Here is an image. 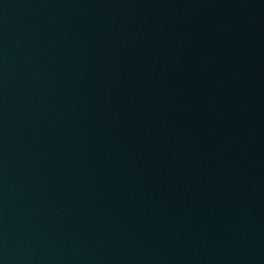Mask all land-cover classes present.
<instances>
[{
    "label": "water",
    "instance_id": "95a60500",
    "mask_svg": "<svg viewBox=\"0 0 264 264\" xmlns=\"http://www.w3.org/2000/svg\"><path fill=\"white\" fill-rule=\"evenodd\" d=\"M0 264H264V0H0Z\"/></svg>",
    "mask_w": 264,
    "mask_h": 264
}]
</instances>
